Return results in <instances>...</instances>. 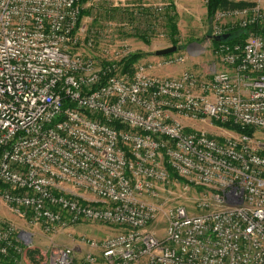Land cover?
I'll list each match as a JSON object with an SVG mask.
<instances>
[{"label":"built area","instance_id":"2783aa9c","mask_svg":"<svg viewBox=\"0 0 264 264\" xmlns=\"http://www.w3.org/2000/svg\"><path fill=\"white\" fill-rule=\"evenodd\" d=\"M122 8L152 30L170 13ZM83 12L82 0H0L1 200L48 234L119 228L101 242L81 238L90 251L79 262L53 246L49 264H264L262 7L216 13L213 39L235 26L260 31L215 45L232 72L211 63L205 76L157 74L186 63L176 53L123 72L125 45L99 61L107 30L86 33ZM207 120L241 131L219 139L194 128ZM20 239L0 224V255L23 256Z\"/></svg>","mask_w":264,"mask_h":264},{"label":"rangeland","instance_id":"374dc122","mask_svg":"<svg viewBox=\"0 0 264 264\" xmlns=\"http://www.w3.org/2000/svg\"><path fill=\"white\" fill-rule=\"evenodd\" d=\"M260 1L264 3L263 0ZM134 2L130 0L129 4ZM159 4L169 6L171 15L176 18L179 29L177 37L178 45H176L178 51L176 54L183 55L187 60L182 65L163 68L157 74L162 76L169 74L176 75L184 70H191L203 76L207 75L211 63L218 62L213 51L215 46L213 43L215 15L218 11L227 9H218L214 14H210L208 0H159L153 3L150 2V5ZM259 5L264 10L260 3ZM172 7L174 8L173 10ZM122 9V2L120 0H90L84 3L86 14L82 19V28L86 33L88 32L89 34V31L94 28L107 30L106 38L100 40L94 50L99 61L105 62L114 59L113 54H110L108 58L102 57L104 48L110 49V53H113L125 45L128 46L133 54L139 53L143 56V58L133 65L134 68L160 58L155 56L156 51L175 46L172 43L168 28H165L166 23L164 26H158L157 30H152L150 29L151 21L148 19H143V21L141 19H129L127 15L123 14ZM238 29L239 26H235L232 28V31H238ZM143 37H146L149 43H144L141 39ZM194 52L197 53V56L191 55ZM193 125L195 129L203 130L219 139H224L228 134L225 128H219L215 125L211 127L209 120L196 122ZM187 197L188 202H191L198 197V193L197 191H192ZM10 213L12 211L0 198V224L3 226H13L17 235L21 238L20 242L25 247V254L19 257L20 261L18 264L21 262L22 264H31L34 262L33 259L37 261L36 263L46 262L48 264L53 246L68 247L66 245L69 234L45 233L40 226L31 224L29 218H24L27 220L25 222L21 218L12 216ZM13 217L16 219L14 218L13 220ZM74 229H76V232H72V238L77 236L83 238L86 236L89 239L96 240H103L114 236L119 231V228L115 226L95 225L92 223L79 227L76 226ZM29 261L30 263H27Z\"/></svg>","mask_w":264,"mask_h":264},{"label":"trees","instance_id":"16d2710c","mask_svg":"<svg viewBox=\"0 0 264 264\" xmlns=\"http://www.w3.org/2000/svg\"><path fill=\"white\" fill-rule=\"evenodd\" d=\"M90 0H82V3L84 4L85 2H88ZM254 6V5H252ZM251 6V7H252ZM228 9V8H243L242 6H238L230 2V0H208V9L210 14H214L218 9ZM174 8L172 7V10ZM86 12H83V15H85ZM166 26L165 28H168L170 32V37L172 40V43L176 46L178 45V40L177 37L179 35V29L176 23V18L169 13L167 15V20H166ZM260 29L259 27H251L248 29H242L239 27L238 31H231L229 32V38L227 40H217L219 39L218 37L213 40L214 45H218L219 43L226 42L230 44L234 43H244L245 40L250 36L251 33L258 32L259 33ZM144 43H149V40L146 37L141 38ZM141 58H143L142 54H131L130 56L126 57L122 61V70L123 72H132L133 71V65H135ZM225 128L231 129V130H237L241 131L235 127H232L230 125H226ZM246 133H251V130H246ZM19 259V256L10 254L8 257H3L0 255V264H14V262Z\"/></svg>","mask_w":264,"mask_h":264},{"label":"crops","instance_id":"0c3cea01","mask_svg":"<svg viewBox=\"0 0 264 264\" xmlns=\"http://www.w3.org/2000/svg\"><path fill=\"white\" fill-rule=\"evenodd\" d=\"M121 2H122V6H126L127 4H129V1L130 0H120ZM133 1H135L136 3H146V4H150V2L151 3H153V2H156V1H159V0H133ZM264 1V0H263ZM230 2H232L233 4H235V5H238V6H242L243 8L244 7H251L252 5H255V4H257V3H260L262 6H263V8H264V3H262L260 0H230ZM258 32H254V34H257ZM218 62L217 63H215L217 66H218V70L219 71H229V72H232V70L230 69V67H228V66H226V65H223L222 63H220V61L219 60H217ZM214 63V62H213ZM177 75H179V74H176V75H174V74H169V75H166V76H177ZM185 122V124L186 125H191L192 123L190 122V121H184ZM12 216H15L16 218H21V220L22 221H27L26 219H24V218H22V217H18V216H16L15 214H13V212L12 213H10ZM15 217H13V220H14V218ZM15 218V219H16ZM26 224V223H25ZM27 225V224H26ZM84 225H86V224H82V225H78L77 227H79V226H84ZM95 225H97V224H95ZM72 232H76V229H74V227L73 228H69L68 230H66V231H62V232H58L57 234H59V235H61V234H65V235H67V234H69L68 236H69V238H68V241H67V245L66 246H68V247H71V248H73L74 249V251H75V256H76V261H81L82 259H83V257L85 256V254L87 253V252H89L90 251V248H89V246L87 245V244H84L82 241H81V238L82 237H80V236H77V237H73L72 238ZM59 235H57V236H59ZM85 238H87L86 236H84ZM87 239H89V238H87ZM89 240H93V241H96V242H101V241H103V240H96V239H89ZM30 254H34V253H30ZM35 258V257H34ZM20 261V259H17V261L16 262H14V264H18V262ZM33 261L34 262H32L31 264H47L46 262H43V263H36L37 261L36 260H34L33 259ZM27 263H30V261L29 262H27ZM20 264H22V262L20 263ZM48 264H49V261H48Z\"/></svg>","mask_w":264,"mask_h":264},{"label":"water","instance_id":"95a60500","mask_svg":"<svg viewBox=\"0 0 264 264\" xmlns=\"http://www.w3.org/2000/svg\"><path fill=\"white\" fill-rule=\"evenodd\" d=\"M218 38L219 39H217V40H227L229 38V35H224V36L218 37ZM177 51H178V47L177 46H173V47H170V48H166V49H162V50L156 51L155 52V56L156 57H165V56H168V55L175 54Z\"/></svg>","mask_w":264,"mask_h":264}]
</instances>
